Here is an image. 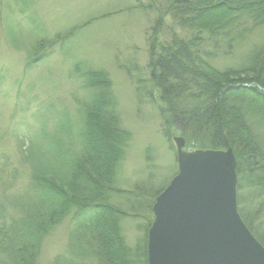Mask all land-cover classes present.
Segmentation results:
<instances>
[{
  "label": "rangeland",
  "instance_id": "1",
  "mask_svg": "<svg viewBox=\"0 0 264 264\" xmlns=\"http://www.w3.org/2000/svg\"><path fill=\"white\" fill-rule=\"evenodd\" d=\"M172 1L0 0V241L15 240L5 227L16 220L36 225L27 239L36 248L30 258L20 260L17 245L10 244L8 250L0 243V259L6 264H53L57 258L68 264L72 259L70 232L78 216L72 206L55 217L59 212L53 213L52 204L60 198L48 187L68 176L63 164L77 157L82 104L105 87L127 132L113 184L121 192H113L110 201L128 212L118 227L126 245L133 250L145 240L147 246L145 227L153 219L148 202L152 206L156 192L177 171L174 137L180 135L164 134L160 102L145 68L150 37L187 34L173 29L168 13ZM239 23L243 29L248 21L239 18ZM244 33L230 47L225 41L219 46L213 68L240 66L250 46L264 37V26ZM40 39L45 43L35 48ZM93 71L106 74L105 87L82 76ZM60 140L69 148L62 156L53 148ZM36 178L46 190L29 206L23 201L34 200ZM251 191L243 185L240 193ZM251 200L243 204L245 214L264 237V192ZM258 207L261 211L253 219Z\"/></svg>",
  "mask_w": 264,
  "mask_h": 264
},
{
  "label": "trees",
  "instance_id": "2",
  "mask_svg": "<svg viewBox=\"0 0 264 264\" xmlns=\"http://www.w3.org/2000/svg\"><path fill=\"white\" fill-rule=\"evenodd\" d=\"M168 6L173 29L175 26L187 34L181 36L173 31L167 39L150 37L145 67L160 102L163 132L166 136L179 134L185 147L193 150L232 149L238 176V212L264 246V237L251 226L243 206L264 192V37L250 46L240 66L219 69L212 64L215 51L224 41L230 47L243 38L249 27L264 26V0H173ZM239 18L248 21L243 29H239ZM44 41H36L34 47ZM83 75L95 86L107 84L102 72ZM243 83L254 86L249 88ZM99 93L82 104L78 124L83 123V129L79 132L77 157L63 164L68 176L48 187L60 198L52 204V211L59 212L57 217L73 206V213L78 216L70 232L73 257L68 264H147L146 241L131 250L119 234V222L128 212L114 206L110 195L116 191L115 167L127 132L109 101L107 88H101ZM63 146L60 140L53 148L61 150L62 156L69 150ZM36 179L34 200L23 201H28L29 206L41 200L46 190ZM243 185L252 191L241 194ZM259 211V207L254 210L253 219L258 218ZM34 227L30 222L16 220L5 227L15 234V240L4 238L0 243L7 245L8 250L10 244L17 245L14 249L20 260L30 258L36 248L27 239L34 235ZM4 261L0 259V264H6ZM53 264L65 263L57 258Z\"/></svg>",
  "mask_w": 264,
  "mask_h": 264
},
{
  "label": "water",
  "instance_id": "3",
  "mask_svg": "<svg viewBox=\"0 0 264 264\" xmlns=\"http://www.w3.org/2000/svg\"><path fill=\"white\" fill-rule=\"evenodd\" d=\"M177 171L155 197L147 264H264V246L238 212L232 149L184 150L174 137Z\"/></svg>",
  "mask_w": 264,
  "mask_h": 264
},
{
  "label": "bare ground",
  "instance_id": "4",
  "mask_svg": "<svg viewBox=\"0 0 264 264\" xmlns=\"http://www.w3.org/2000/svg\"><path fill=\"white\" fill-rule=\"evenodd\" d=\"M242 85H245V86H247V87H248L250 84L243 83Z\"/></svg>",
  "mask_w": 264,
  "mask_h": 264
}]
</instances>
